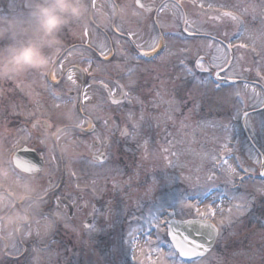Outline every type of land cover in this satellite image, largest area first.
<instances>
[{
	"label": "rangeland",
	"instance_id": "374dc122",
	"mask_svg": "<svg viewBox=\"0 0 264 264\" xmlns=\"http://www.w3.org/2000/svg\"><path fill=\"white\" fill-rule=\"evenodd\" d=\"M39 2L40 0H0V35L37 37L32 14ZM85 3L86 0H83L84 11H87ZM238 13L240 15V10ZM248 15L241 16L243 29L247 28L254 33L264 29L262 19L254 18L251 22ZM210 22L205 18L201 24L206 27ZM101 25L107 26L108 23ZM85 32L88 35H83ZM177 32H180V27H177ZM241 32L231 43L249 46L242 49L233 47L237 48L236 65L232 62L235 65L234 72L228 71L225 75L220 73L222 77L242 80L238 84L217 85L208 72L199 73L200 70L193 69L194 74L186 76L183 68H173L172 73H167L158 65L152 72L138 74L137 78L134 74H126L128 83L130 78L132 81L136 78V81L141 80L144 84L133 90L132 83L135 80L131 83L132 89L128 88L131 98L124 106L120 119L133 130V136L139 138V148L135 152L138 153L134 157L136 163L129 165L130 173L124 176V187L114 184L115 188L118 184L120 189L113 194H124L125 197H114L107 205L102 202L96 212V223L89 230H84L81 224L76 225L75 220L60 211L55 212V217L39 216L24 229L19 228L22 241L33 242L32 252L28 251L31 264H156L159 260L154 250L156 237L152 236L153 247H149L146 243L147 229L156 220L168 219L167 211H172V216L174 214L173 217L179 219L194 217L192 210L182 207L186 203H197L202 209L205 205H211L215 210L212 221L217 225L220 235L212 250L203 257L204 264H264V194L258 191L261 184H264V178L259 176L261 168L256 162L257 158L264 161V110L252 112V108L260 107L259 101L264 97L259 88L260 86L264 91V58L260 55L259 38L253 52L252 43L242 39ZM94 33V28L85 19L81 22L71 20V24L69 22L68 27L59 32L61 35H83L86 43H89L87 40ZM187 40L191 44L183 42L180 49H195L205 43L211 44V47H200L199 54L204 58L205 66L211 65L220 55L217 48L214 49V42L203 38ZM58 52L60 50H50L48 55L56 56ZM225 53L228 57L226 49ZM217 62L222 63V60ZM188 63L192 65L191 61ZM244 67H249L253 72H245ZM177 77L180 79L177 81L175 100L179 110L169 112L167 100L172 98L173 81ZM250 78L259 86L243 81ZM47 86L48 83L42 82L43 94H47ZM69 90L71 89L51 98L55 107L62 108L69 104ZM74 90L76 93L78 89ZM11 91L18 93L15 95V102L5 103ZM32 91L35 95H32ZM156 92L164 95L163 101L155 95ZM237 92L241 94L236 95ZM23 95L27 97L26 102L20 101ZM40 97L42 94L38 96V89L28 83L26 70L0 78V100L5 103L1 110L10 112L6 116L8 122L4 121V116L1 117L0 130L22 129L21 124L11 125L16 124L12 120L14 115L20 119L21 115L44 114L40 109L41 103L37 106L38 111L33 109ZM85 97L99 106L92 110L93 114H104V117L120 114L117 108L96 102L103 97L99 89L89 90ZM225 97H230V101L225 103ZM154 102L159 103V107H154ZM194 102L196 108L192 111ZM54 106L47 108V112L54 117H62ZM69 110L74 112V106ZM11 112L14 114L12 117ZM244 112L246 113L243 114ZM243 126L246 127L250 140L244 136ZM153 130L157 132L156 141L151 139ZM163 132L167 133V137ZM145 142L150 154L147 159L144 158ZM11 148L13 147L10 146L9 150ZM256 149L262 153L263 158ZM212 156H216L217 160L213 161ZM224 160L239 173L232 184L225 181L224 173L220 170L221 167L228 166L222 163ZM241 163L244 168L249 169L247 173L240 169ZM151 165L156 170H152ZM211 173L215 174V180L208 179ZM117 176L121 178L120 175ZM89 181L79 178L78 184H88ZM95 181L96 178H93V183ZM100 182L99 180V185ZM240 197L247 198L248 203L244 209L238 207L242 202ZM95 198L90 197L91 200ZM11 218L14 222L20 219L16 215ZM3 224L10 230L15 223L9 226L6 220ZM57 225L62 230L55 232ZM133 228L139 230L137 247L130 238ZM155 231L153 228V232ZM164 239L161 234L159 240ZM160 247L163 251H168L166 243ZM13 250L14 254L21 252V248L15 243ZM172 261L173 257L168 255L160 264H172ZM16 263L23 264V261Z\"/></svg>",
	"mask_w": 264,
	"mask_h": 264
},
{
	"label": "flooded vegetation",
	"instance_id": "af4514ba",
	"mask_svg": "<svg viewBox=\"0 0 264 264\" xmlns=\"http://www.w3.org/2000/svg\"><path fill=\"white\" fill-rule=\"evenodd\" d=\"M176 2L177 0H143V3L154 4L157 8L162 3ZM197 2H204L206 5L211 3L215 8L206 7L201 10L193 7ZM179 3L183 7L182 15H174L171 9L160 13L161 23L165 25L164 31L174 34L177 32V27H180L181 31L186 27L183 17L187 16L190 21L195 22L188 27H198L201 33L208 34L206 36L201 34L196 38L214 42V49L219 46L217 41L224 40L227 44L236 39L243 29L242 24L224 16L225 12L232 11L239 15L238 9L234 7L239 4L242 6L244 4L256 5L259 8L258 11L264 10V0H179ZM85 4L88 10L84 11L79 19L87 21L89 18L92 19L90 23L95 33L89 36L87 40L89 43L84 42L83 35L71 36L58 33L59 40L71 43L55 57L48 55L49 51L44 50L49 57V64L44 70L45 79L52 81L53 86L58 81L64 80L63 88L53 87V90H56V95H58L68 88L71 89L68 92L69 101L67 103L69 104L63 106L64 108L55 107L54 100L44 95L43 98L38 99L36 106L32 107L38 111L37 106L41 103L40 109L45 112L44 114L25 115L23 122L16 123V126L21 124V130H0V177L5 180V184L0 185V264L25 262L26 256L29 255L28 251L32 252L33 242L26 245L18 229L21 227L24 229L37 217H55V212L60 211L71 220H75L76 225H83L85 219L91 216V226L84 228V230H89L96 223V212L102 202L107 205L114 197H125L124 194L115 195L113 193L120 189L118 184L123 186L124 176L130 173L129 165L136 163L134 157L139 148V138L134 137L133 130L127 123L120 120L124 106L131 98L128 88H131L132 82L128 83L126 74H134L137 78L138 74L152 72L157 65L167 73H172L173 68H183V65L179 64L178 56L172 57L164 64L159 60L154 62L144 60L137 66V62L132 60L131 46L128 41L147 44L153 32L152 22L157 16L154 10L144 12L137 7L136 0H95V6H93V0H86ZM201 12L204 14L200 15ZM248 16L251 22L254 18L264 21V15L258 14L254 17L249 14ZM213 17L220 18L213 19ZM205 18L211 21L206 27L201 24ZM104 22L108 25H101ZM65 27H68V24ZM116 28L134 33L135 36L128 34L124 37L119 31L114 30ZM225 34H228L227 39ZM185 37L192 38L185 32L180 39L173 38L171 41L161 39L160 46L171 43L174 45L173 51L179 53V46L184 42ZM117 38H120L119 44L116 43ZM100 42L110 43L113 48L107 59L99 56L98 51H95ZM74 47L83 49L91 47L98 57L97 62H103L101 70L98 71L94 63L89 73L81 76L80 69L87 67L84 60L89 53L85 52L82 56L80 52L73 51L70 57L64 56ZM236 51L237 48L232 50V62L235 65ZM122 52L127 55L116 56ZM58 63H63L65 70L76 73L75 85L67 81L66 71L58 70ZM210 66L206 65V67ZM229 66L225 64L224 68L228 69ZM211 70L214 73L217 71L216 69ZM244 71L253 72L249 67H244ZM39 72L40 70L35 69L26 70L28 83H35V86L40 87L42 83ZM221 73L225 74V71ZM103 84H106L117 98H121L120 103L113 104L109 101ZM141 84L144 82L135 80L132 83L133 89ZM75 88L78 89L76 93ZM94 88L103 93L101 101L96 100V102L99 105L117 108L121 115L113 114L112 117H104L103 113V115L93 114L92 110L99 106L95 105V101H88L85 96L89 90H94ZM123 91L128 94L126 97H120ZM52 105L62 117H54L47 112V108H52ZM71 106H74V112H70ZM125 130H127V135H124ZM163 134L167 137V133L163 132ZM156 137L157 132L153 130L151 139L156 141ZM10 146L13 148L9 150ZM98 155L104 156L105 159L95 158ZM15 156L19 157L20 165L25 167V170L15 165ZM150 168L156 170L153 165ZM79 178L90 181L88 184L84 183L79 186ZM93 178H96L94 183ZM99 180L101 185H99ZM115 183H118L117 188L114 187ZM90 197L96 198L91 200ZM14 215L20 219H17L12 229L9 230L3 223L7 220L6 218ZM60 229L57 225L55 232ZM14 243L21 248L18 254H14Z\"/></svg>",
	"mask_w": 264,
	"mask_h": 264
},
{
	"label": "snow or ice",
	"instance_id": "6c2138e0",
	"mask_svg": "<svg viewBox=\"0 0 264 264\" xmlns=\"http://www.w3.org/2000/svg\"><path fill=\"white\" fill-rule=\"evenodd\" d=\"M137 7L142 9L144 12H151L155 11L157 13L156 18L153 20V32L150 35L147 44L140 43L137 44L135 41H128V44L131 46V53H132V60L137 62V66L143 63L144 60H150L152 62L159 60L160 63L164 64L168 62L172 57L178 56L179 64L183 65V70L186 74V76H191L194 74L193 67L196 69H199L202 72H208L211 69H216L215 76L218 80L221 79L220 73L222 71L228 72L233 71L235 69V65L231 66V70L225 69L224 65L229 64V59L225 53V49H230L232 47H238V48H247L248 44H240V45H233L231 42L225 44L224 40L217 41L216 43L219 45L217 47V52L220 53L219 56H217L212 62L210 67H206L204 63V58L200 56V47H211V44L205 43L204 45L198 46L197 48L192 47H186L179 49V53L173 51L174 45L171 43H165L163 46H160V40L165 39L171 41L173 38L180 39L183 37V33H187L189 37H192L195 39L197 36L208 35L207 33H201L200 29L198 27H188L190 24H194L195 22L190 21L187 16H184V24L186 27H184L180 32L170 34L166 31H164L165 25H162L161 20L162 17L160 16V13L166 10L171 9L173 11L174 15H182L183 14V7L179 3V0H177L176 3H162L158 8L154 4H145L143 3V0H136ZM93 6H95V0H93ZM193 7H198L199 9L203 10L206 7L208 9H214L215 6L211 3H208L207 5L204 2H197L194 3ZM238 10H240V15L235 14L232 11L225 12L224 16L228 17L232 21H235L239 24L242 23L241 16L252 14L254 17L259 15H264V10L258 11L256 5H248V6H242L241 4L234 6ZM204 13L201 12L200 15H203ZM220 17H213V19H219ZM116 31H119L122 36L126 37L128 34L134 35V33L128 32L122 28H116L114 29ZM83 35H88V32H85ZM115 35V33H114ZM241 38L245 39L252 43V51L255 52L256 50V41L259 38L261 41V57L264 58V29H261L259 33L250 32L247 28H244L241 32ZM225 38L227 39V34H225ZM214 39V38H213ZM185 44H191V41L187 40V38H184ZM116 43H120V38L116 39ZM73 51H78L83 56L85 52H88L89 55L84 60V63L87 64V67H84L83 69H80V74L83 76L84 74L89 73V69L92 67V65L95 63L97 66V70H101V66L103 64L102 61H98V57L94 54V51L89 47V49H83V48H75L72 50H69L68 54H71ZM95 51H98L99 56H103L105 59H107L109 52L113 51V48L111 47L110 43L100 42L97 45V48ZM127 55V53L122 52L120 55H116L117 57H122ZM222 63H219L217 61H221ZM189 61H191L193 67H189ZM58 70L60 71H66V79L68 82H71V84L75 85L76 80L75 76L76 73L72 72L70 70H65L63 63H58L57 65ZM179 77L176 78V81H173V89L171 93L170 99L167 100V103L169 105V112H174L179 110V106L177 104V101L175 100V96L178 89V82ZM133 82L130 78V83ZM163 83V82H162ZM50 87L55 88H63L65 86L64 80L58 81L55 86L49 84ZM247 86V85H245ZM106 87V86H105ZM110 95L113 96V103H120L119 101L115 100L114 95L109 90ZM240 92H237L236 95H240ZM86 95V93H85ZM125 96L128 94L125 93ZM155 95L159 98V100H164V95L160 92H156ZM230 101V97H225L224 102L227 103ZM259 104L261 107H264V97H262L259 101ZM154 107H159V103L154 102ZM196 104L194 102L192 111H195ZM143 115L141 116V119H143ZM171 118V117H169ZM247 123V122H246ZM35 126V125H34ZM127 130H125L124 135H127ZM145 149V155L144 158L147 159L150 155L147 151L148 145L147 142L143 145ZM227 147V145H225ZM167 151V149H165ZM19 158V157H18ZM212 160L216 161L217 157L212 156ZM256 162L259 163L260 168L264 170V161L260 160L259 158L256 159ZM224 165H228L227 168L221 167V171L224 173V179L227 183L232 184L235 181V178L239 175L235 167H232L230 164H228L227 160H224L222 162ZM240 169L244 171L245 173L248 172L249 169L244 168L243 163L239 165ZM114 171V170H113ZM262 176H264V171L260 173ZM208 179L215 180V175L208 176ZM243 180V178H241ZM258 191L261 194H264V184H261ZM241 202L238 207L240 209H244L247 205L248 201L246 197H240L239 198ZM58 203V202H57ZM182 207L192 210L194 213V217L192 220H175V219H159L152 223V225L147 229L148 235L146 236L147 240L146 243L149 247H153V240L151 239L153 235L156 237V243L154 245V250L156 252V255L159 257V260L156 262V264H160V261H163L165 256L170 255L173 257L172 264H204L203 257L205 256V253L207 251L206 244L203 242L205 237L209 234V232H203L199 238H197L195 235H193L194 232L199 231V229H193V231L188 232L187 229L184 231L187 232L186 236L180 235V233L176 232V228L178 224H191L194 221L199 222L202 225H206L210 227L213 232L215 233L214 236H219L220 232L219 229L216 228L214 224H212L211 220L215 216V210L212 209L211 205H205L204 209L201 208L197 203H186L182 205ZM222 211V209H221ZM231 211V209L229 210ZM174 216V214H173ZM223 223V221H221ZM153 228L156 229L155 232H153ZM139 230L133 228L130 232V238L133 241V243L136 244V247L138 246V238H137V232ZM163 234L165 239L163 241L159 240L160 235ZM167 244L168 251L165 252L161 249V244ZM135 254V252H134Z\"/></svg>",
	"mask_w": 264,
	"mask_h": 264
},
{
	"label": "clouds",
	"instance_id": "9594fccd",
	"mask_svg": "<svg viewBox=\"0 0 264 264\" xmlns=\"http://www.w3.org/2000/svg\"><path fill=\"white\" fill-rule=\"evenodd\" d=\"M84 10L83 0H40L32 14L38 38L0 50V78L24 70L44 71L49 64L44 49L55 44L58 33L70 20L79 19ZM4 184L0 177V185ZM6 219L9 226L14 223L13 218Z\"/></svg>",
	"mask_w": 264,
	"mask_h": 264
},
{
	"label": "trees",
	"instance_id": "16d2710c",
	"mask_svg": "<svg viewBox=\"0 0 264 264\" xmlns=\"http://www.w3.org/2000/svg\"><path fill=\"white\" fill-rule=\"evenodd\" d=\"M37 38L38 37H35L34 35H24V36L23 35H5V34L0 35V50L6 49L9 45H13V44L20 45V44L27 43L28 41H30L29 39L33 40V39H37ZM66 45H67L66 42L57 41L51 47H46L45 49H53V48H57V47L64 48V47H66ZM12 92L13 91L9 92V96L6 98L7 100L5 101V103L6 102L10 103L12 101L15 102V95L17 92H13V93ZM5 103L0 100V120H1L2 116H4V119L7 120L6 116L10 115V112L7 113V112H3L1 110V107L4 106ZM13 115L14 114L11 112V117ZM13 118H15V115ZM29 249H31V247H29ZM24 264H31L30 255L26 256V260H25Z\"/></svg>",
	"mask_w": 264,
	"mask_h": 264
},
{
	"label": "water",
	"instance_id": "95a60500",
	"mask_svg": "<svg viewBox=\"0 0 264 264\" xmlns=\"http://www.w3.org/2000/svg\"><path fill=\"white\" fill-rule=\"evenodd\" d=\"M107 91L109 93V89H107ZM109 95H110V93H109ZM110 99L113 100V97L111 95H110ZM115 100L119 101L121 99H115ZM14 159H15L14 163L18 168L24 169V170L26 169L25 167L20 165V161H19L20 159L19 158H16V156H15ZM62 202H64V200H62ZM171 219H175V218H171ZM192 219L193 218H189V219H185V220H192ZM175 220H178V219H175ZM83 225H84V227H89L91 225V216H88V218L85 220ZM194 228L199 229V231H196L193 233V235H195L197 238H199L203 232H209L207 237H205L206 240L203 241L206 244V248H207L206 253H207L213 247L215 240H216V237H217V236H214L215 233L213 232V230L210 227H208L206 225H202L199 222L194 221L191 224H183V223L178 224L175 231L180 233V235L186 236L187 232H185L184 230L187 229L188 232H191V231H193Z\"/></svg>",
	"mask_w": 264,
	"mask_h": 264
}]
</instances>
